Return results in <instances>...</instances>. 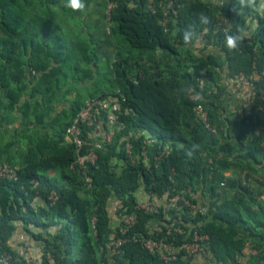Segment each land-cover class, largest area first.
<instances>
[{"label": "trees", "instance_id": "1", "mask_svg": "<svg viewBox=\"0 0 264 264\" xmlns=\"http://www.w3.org/2000/svg\"><path fill=\"white\" fill-rule=\"evenodd\" d=\"M49 1L59 2L0 0L3 30L0 33V88L5 97V102L0 104V162L16 166L12 148L16 143L21 144V150H15L19 153L17 179L0 178V254L9 253L11 264H28L8 244L20 224L40 244V264H190L191 260L181 257L165 263L136 242L123 244L113 261L109 260L104 248L111 237L121 236L118 226L112 228L108 213L113 197L117 207L121 204L116 209L119 218L124 213L137 212L138 222L131 232H145L148 223L155 221L164 229L180 227L184 232L175 233L179 242L196 230L207 235L206 249L214 260L242 264L239 257L246 241L242 232L264 227V217L259 215L264 214V208L253 210L249 206L250 201H255L253 190L239 178L225 177L223 170L236 162L252 164L251 161L264 158V95L261 93L264 90V14L245 10L237 15L232 11L233 4L238 7L237 0H176L180 5L177 15L164 26L159 0H153L154 11L149 9L148 0H111L114 6L110 10L108 32H103L100 43L111 44L113 60L107 59L111 60L113 88L102 93L118 88L124 97L119 115L121 127L110 143L97 150V166L88 172L91 187L86 188L84 177L72 166L73 145L64 138L65 128L83 100L75 98L67 109L53 116L50 113L52 98L60 82L67 80L68 69L75 76L79 70L77 63L96 62L97 44H92L93 37L81 35L74 27L68 28L54 19L57 7L50 6ZM89 2L86 0L87 5ZM61 9L65 13H60L59 18L82 15L65 6ZM201 11L208 12L213 22L198 25V38L186 45L183 29ZM222 18L228 21L225 30L219 25ZM253 21L256 22L253 32L243 36L238 51L230 52L225 47V33L245 30ZM201 36L207 41L214 39L213 50L195 53L194 44ZM159 51L165 59L158 55ZM194 70L201 71L204 80L215 89L214 93H203L210 121L217 124V135L201 130L194 119L195 103L187 92L194 83ZM252 71L259 75L255 82L256 95L250 113L242 115L243 123L234 145L228 131L236 120L225 123L221 120L223 78ZM26 72L35 74L28 79L31 86L27 94L18 86L27 79ZM82 72L85 76L92 71L83 66ZM16 116L20 117L21 127L15 129V134L20 135L4 141L10 132L7 125L13 124ZM245 119L249 120L247 125ZM248 129L251 132L245 143L243 138ZM142 131L170 147L158 170L153 163L147 168L141 158L131 163L126 157L128 145L135 155L139 154ZM137 133L140 135L136 136ZM193 145L199 147L189 156ZM211 148H217L224 155L237 154L228 160L210 155ZM205 154L211 158L209 164ZM112 158L123 160L119 172L112 165ZM182 161L187 163V170L182 168ZM55 168L57 175L47 173ZM154 181L156 184L152 186ZM221 182L234 188L236 193L219 202ZM140 187L158 195L167 192L168 197L182 195L194 204L195 194L201 192L211 201L202 214L192 213L180 202L146 212L135 208V192ZM52 192L56 194L55 199L49 198ZM260 236L264 238V233Z\"/></svg>", "mask_w": 264, "mask_h": 264}, {"label": "built area", "instance_id": "2", "mask_svg": "<svg viewBox=\"0 0 264 264\" xmlns=\"http://www.w3.org/2000/svg\"><path fill=\"white\" fill-rule=\"evenodd\" d=\"M220 3L222 4V1ZM158 4L163 9L161 23L166 26L168 20L177 15L180 5L176 0H159ZM113 6V2L108 0L107 15L109 17ZM149 9L151 11L155 10L153 0L149 5ZM221 21L219 25L225 30V25L228 21L226 18H222ZM233 78L235 83L242 85L247 90L248 98L245 102L246 104L244 103L242 107H251L256 95L254 81L259 78V75L255 71H252L250 74L240 72ZM205 83L204 78H195L194 83L188 88V97L195 103L193 105V116L200 129L207 134L217 135L219 131L217 124L211 123L208 110L205 106L206 97L203 93ZM122 101H124V97L118 88L114 91L89 96L83 101L82 106L65 128V141L73 145L75 153V160L72 166L84 177L83 180L85 181L86 188L91 187L88 172L92 166H97V150L101 149L105 144L110 143L115 133L121 127L119 115L122 111ZM169 150L170 147L167 143L162 144L155 137L148 135L147 137H143L141 150L138 155L133 153L130 145L126 147V154L131 163L141 158V161L147 168H150V163H153V166L158 170L160 169V161L167 156ZM17 177L16 166L0 162V178L16 180ZM261 183L264 184V179L261 180ZM155 184L154 181L152 186H155ZM220 184L224 185L225 183L221 182ZM145 193L146 196L143 199H136V210L153 212L156 210L153 201L165 197V200L173 202V206L180 202L192 213H204V210H201L197 204L192 203L182 195L168 197L167 192L162 195L155 194L154 192ZM49 198L55 199V192H52ZM120 207L121 204H118V208ZM119 220L120 224L118 228L121 236L116 238L111 237L104 248L109 260L113 261V256L118 254L120 248L127 242L140 243L147 252L156 255L165 263L175 261L179 257L191 261L199 258L203 262H209L211 259L206 249L207 235L199 234L196 230L178 242L175 233L182 234L184 232L180 227L168 226L164 229L160 224H155L154 226L147 225L145 232H131L130 230L138 222L136 211L122 214ZM92 223L94 227V219H92ZM102 251L103 248L100 247V252ZM10 259L11 255L9 253L3 252L0 254L1 264H11Z\"/></svg>", "mask_w": 264, "mask_h": 264}, {"label": "crops", "instance_id": "3", "mask_svg": "<svg viewBox=\"0 0 264 264\" xmlns=\"http://www.w3.org/2000/svg\"><path fill=\"white\" fill-rule=\"evenodd\" d=\"M151 1L152 0H148V2H151ZM97 21L98 20H95V19L93 20V15H91V16L87 15V16H82V17H69L68 16V28L74 27L76 29L77 33L79 31L81 35H85L87 37L89 35V37H93L92 41H94V42H95V40L100 41L102 39L101 37H104L103 31H102L103 26H102V24H100L102 26L100 31L94 30V27L99 26ZM250 23H251V27L245 28V30L243 32V36H245L246 34L250 35L253 32V30L256 26V22L253 21ZM197 41H198V43L196 42L194 44V47H197L196 46L197 44H201L203 47L206 46V44H208L207 38H205L204 36H202ZM211 44L213 45L214 43L212 42ZM214 46L215 45H213V47ZM200 53H204V52H200ZM158 55L163 56V52L159 51ZM163 58L165 59L164 56H163ZM193 78H194V80H195V78H203L202 72L199 70L198 71L194 70L193 71ZM68 82H69V79H68ZM224 82L226 83V85L224 84L226 90H228V92L232 90V92L230 93L231 96L235 97V96L239 95L238 92L233 89V88H235V86L239 88L238 84L234 82L233 77H228V81H224ZM81 85L76 84L75 81L72 80V84L70 86L71 88H68V92L69 93L74 92L75 98L79 97V96H76V95H78L76 91L78 90V87H80ZM91 90H94V89H91ZM203 91H206V93H212V92L214 93L215 89L213 86L208 84V82H206ZM100 93H102V92H100ZM261 93H262V95H264V90H261ZM87 97H89V96H86L81 100L84 101ZM227 101L229 102L228 97L223 98V100L221 101V106H222L221 120H223V121H225V119H224L225 118V110H226L227 106L231 105L230 104L231 102H229V104L227 105ZM244 103H245V101L242 103V105ZM242 105H241V107H242ZM237 111H238V108H237ZM250 111H251V107L245 106V108H243L240 112L243 115L244 112L250 113ZM248 123H249V120L245 119V125H247ZM256 128H257V130H260L259 126H257ZM237 132L238 131H236V129H234V128L233 129L231 128V130L228 131V136L231 139V141L234 143V145L236 143L235 137L237 135ZM250 132H251V129H248L244 135L243 141L245 143H246L247 138L250 136ZM142 134L144 135V137H147L149 135L147 132H144V131H142ZM19 146H21V144L16 143L12 149L19 151V150H21V149H19ZM209 154L213 155L215 157H225V158H228V160H232V159H234V154H237V152H235V153L233 152V154L231 152H228L226 155H224V153L221 152L220 150H218L217 148H211ZM205 156H209V155L205 154ZM208 160L211 161V158L208 157ZM251 163L252 164H248L247 162L243 163V164H238L236 162L235 164L230 165V168L224 169L223 174L227 178H232V179L239 178L243 184H245L246 186H249L251 188V190H253V196H254L255 201H250L249 206L253 210H255V208L257 209L260 206H262L264 208V186L261 184V180L264 179V158L258 162L251 161ZM181 165H182V168L184 170L188 169V165L185 161H182ZM57 172H58L57 168L50 169L47 171V173L50 175H57ZM140 189H141V187L138 190H136V192H135V198L136 199H137V197L140 199H143L144 196H146L145 192H148V191L144 190L143 188H142L143 189L142 191ZM218 191L221 193L220 198H218L219 202L232 197L236 193V190L234 188H232L226 184H224V185L220 184V186L218 187ZM164 193H166V192H164ZM195 198L197 199V202L195 204H197L201 210L206 211L208 208V204L210 203L211 199L208 198L207 195L203 196V194L201 192H198L197 194H195ZM37 202L42 203L39 200ZM108 213H109V210H108ZM260 214H261L260 217H264V214H262V212H260L259 215ZM109 217H110V214H109ZM110 222H112L111 218H110ZM248 222L249 223L251 222L249 218H248ZM251 224L255 225V221L253 220L251 222ZM243 225H245V224H243ZM111 226L113 228L112 223H111ZM54 229H57V226H55ZM37 231L42 232V230H40V229H37ZM261 232L264 233V227H260L257 231L253 230V232H245V233L242 232V236L246 240L243 252L239 257V262H241L242 264H246L248 262H251V264L252 263L253 264H264V238H261V236H260ZM18 239L28 240V242H27L28 247H24L23 249H21V246H20L21 243H19ZM29 240H31V242H33V244H29ZM8 244L11 246L12 249L16 250L26 260V262H40V260H41L40 244L38 242H36L34 239H32V237L29 234L24 232V230L21 229L20 224L17 225L16 230L14 231L12 237L8 241ZM30 248H31V250H30ZM29 250H30V252H29ZM33 250H35V251H33ZM29 254L30 255L32 254V255L29 256ZM259 256H261V259H259ZM204 263L205 262H203L199 258L194 259L192 262H190V264H204ZM207 264H222V262H217L211 256V259Z\"/></svg>", "mask_w": 264, "mask_h": 264}, {"label": "rangeland", "instance_id": "4", "mask_svg": "<svg viewBox=\"0 0 264 264\" xmlns=\"http://www.w3.org/2000/svg\"><path fill=\"white\" fill-rule=\"evenodd\" d=\"M58 3H53L51 1H49L50 6H56V11H55V15L53 18L56 19L59 22H62L64 25L68 26V15L67 16H63V17H58L60 16V13H65L63 12V10L61 9V7L64 6L65 4V0H58ZM107 2L108 0H90L88 7H87V11L85 14L80 15V17L82 16H87L89 14L93 15V20H98L97 23L98 27H94V30H98L100 31L101 27H102V31L104 32H108V26H109V15H107ZM76 17V16H75ZM102 24V26L100 25ZM219 26V25H218ZM251 27V23H249L248 28ZM3 33L2 28H0V33ZM245 35V34H244ZM249 34H246L245 36H248ZM202 37V36H201ZM200 37V38H201ZM102 39L104 37H101ZM199 38V39H200ZM101 39V40H102ZM198 39V40H199ZM89 40V39H88ZM100 40V41H101ZM100 41H91L92 44L94 46H96L97 44V54H98V58L96 60V62H91L88 64H84L83 63H77V65L79 66V70L76 71V75L73 76V70L72 69H68V76H67V80L65 82H60V86L56 89V94L53 96L52 98V107H53V111L50 113L52 116L55 115L56 113H59L62 109H67L71 103H73L74 99H75V93L74 92H68V88H71V84H72V80L75 81L76 84H82L80 87H78V90L76 91L78 95L81 99H83L86 96H91V95H95V94H99L100 92H104L106 90H110L113 88V74L111 71V60H113V52L111 49V44L102 41L100 43ZM212 42H214V39H210L208 41V44H206V46H202L201 44H197V47H194V50L196 53H200V52H210L211 50L214 49L213 45L211 44ZM198 43V41H197ZM203 50V51H202ZM104 53H106L108 56H106ZM107 57H110L111 60L109 61L107 59ZM73 63L75 62V59H73L72 61ZM72 63V64H73ZM84 67H88L91 69V74H87L84 76L82 69ZM35 74H28L26 72V76L27 79L21 83L20 85L18 84V86L20 88H22L25 93L27 94L29 91V88L31 86V83H29L28 79H32L33 76ZM82 79H79L80 77H82ZM69 79V82H68ZM224 81H228V77H224ZM256 81H254L255 84ZM13 85H17L15 84V82H13ZM224 84L226 85V83L224 82ZM235 86V85H234ZM239 88L235 86V88H233L235 91L238 92V96H231V91L228 92V90H226L225 88V92L223 93V97L222 98H226L228 97L229 102H231L230 106H227L226 110H225V121H223V123L227 122L230 119H235L236 120V124L232 125V129H236V131L239 130V128L242 126L243 123V116L242 113L240 112L242 109L241 105L242 103L248 98L247 96V90H245L242 85L238 84ZM94 89V90H91ZM25 94V95H26ZM78 98V97H77ZM5 102V97H4V90L0 88V104H3ZM229 102L227 101V105L229 104ZM238 111H237V108ZM228 110V111H227ZM56 111V112H55ZM240 112V113H239ZM21 127V122H20V117L16 116V120L13 124H8L7 128L10 130L9 134H6L4 137V141L9 140V139H13L16 136H19V132L18 134H15V129H19ZM41 132H44L43 129L40 128ZM140 135V134H136ZM19 154V153H18ZM18 154L16 153L15 149L13 151V155H14V165L17 166V163L19 162V157ZM127 157V154H126ZM209 156H206V164L210 163L211 161L208 160ZM6 163V162H4ZM112 165L114 166L116 171H120L123 167V160L122 159H116V158H112L111 160ZM8 164V163H7ZM86 189V188H85ZM141 191L143 190L142 187L140 189ZM149 192V191H148ZM157 194V193H155ZM137 200H141L140 198L137 197ZM154 206L156 207H160V206H173V202H170L168 200H165V197L163 198H159L157 200L153 201ZM116 209H118L117 207V201L116 199H114L112 197V199H110L109 201V205H108V210H109V214H110V218H111V223L113 225V228L117 227L120 224V220L119 217L116 213ZM155 224H158V222L152 221L149 222L148 225L149 226H154ZM19 240V243H21V249H23L24 247H28V240ZM29 244H33V242H31V240H29ZM30 246V245H29ZM31 250V248H30ZM29 250V252H30ZM35 251V250H33ZM32 255V254H31ZM29 254V256H31ZM192 262V261H191ZM28 264H40V262H27ZM208 262H205L204 264H207Z\"/></svg>", "mask_w": 264, "mask_h": 264}, {"label": "clouds", "instance_id": "5", "mask_svg": "<svg viewBox=\"0 0 264 264\" xmlns=\"http://www.w3.org/2000/svg\"><path fill=\"white\" fill-rule=\"evenodd\" d=\"M238 7L233 4L232 11L237 15H242L245 10L264 14V0H237ZM64 6L71 9L73 12L85 14L88 5L86 0H65ZM213 22L212 16L208 12L201 11L197 13L196 20L193 23L187 24L182 32V39L186 45H191L198 38L197 27L198 25H210ZM244 29H237L235 33H225V47L230 52L238 51L243 42ZM198 145H193L192 150L188 152L191 156L192 152L198 148Z\"/></svg>", "mask_w": 264, "mask_h": 264}]
</instances>
